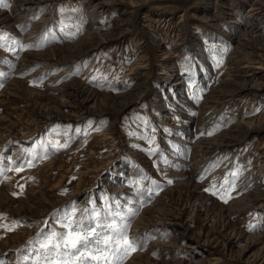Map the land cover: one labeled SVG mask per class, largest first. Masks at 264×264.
<instances>
[{
	"label": "rangeland",
	"instance_id": "obj_1",
	"mask_svg": "<svg viewBox=\"0 0 264 264\" xmlns=\"http://www.w3.org/2000/svg\"><path fill=\"white\" fill-rule=\"evenodd\" d=\"M23 1L0 6V264H45L41 242L66 231V214L93 209L137 242L113 264H243V244L211 256L202 238L264 237L250 197L264 195V133L248 130L264 119V96L213 103L243 81L233 69L257 72L259 52L243 45L263 43L250 33L264 24L257 0ZM103 34L112 41L77 62L33 63ZM220 135L240 142L212 150ZM179 207L184 229L157 225Z\"/></svg>",
	"mask_w": 264,
	"mask_h": 264
},
{
	"label": "bare ground",
	"instance_id": "obj_2",
	"mask_svg": "<svg viewBox=\"0 0 264 264\" xmlns=\"http://www.w3.org/2000/svg\"><path fill=\"white\" fill-rule=\"evenodd\" d=\"M46 0H24L23 2L25 4H32V5H36L39 4L41 2H45ZM19 5V4H18ZM254 6V5H253ZM256 8L258 7V9L260 10V13H262V11H264V0H257L255 3ZM254 9L255 11L258 9ZM257 12V11H256ZM259 12V11H258ZM255 13V12H254ZM252 15V14H251ZM256 16V15H255ZM1 17V16H0ZM261 18V17H260ZM264 16L262 17L263 20ZM251 19V18H250ZM4 20V19H3ZM252 21V20H251ZM255 21H258V19H256ZM85 25V24H84ZM252 30L250 31V33H253L254 36L251 35V37H254V40H261L263 43L262 44H258L255 47L250 46L247 38L249 35H245V37H242L243 41H246V43H244L243 45L245 47H249L250 49L254 50V51H258L259 53H256V57L259 59V64L258 67H254V70H257L256 73L250 74V75H245L242 74L243 71L245 72L247 66H243V68L241 69L242 72L240 73L239 71H236L235 69H233L232 72H234L233 74L236 77H239L240 79H242L243 81H241L238 84H232V82H228V85L235 86V88L233 87V90L231 91H227V92H222V91H217L214 92L215 95V100L213 101V103L219 104L221 100L225 99V98H234L237 95H239L240 93L243 92H248L250 91L251 93H253L255 95V93H257L256 97L260 99L261 96H264V36L262 35V33L264 32V24L260 25L259 27L256 26L254 28H251ZM195 34V33H194ZM196 35V34H195ZM92 39V40H91ZM98 39V40H97ZM112 36L109 35H102V38H100V36H96V37H91L89 38V42L84 43V42H80L81 44L77 45L76 47H74L73 50L68 51L67 55L64 56V52L62 53L61 56H56V55H50V56H38L35 57L33 60V63L35 61L39 62H43V61H48V64H50L51 66H57L58 63H66V64H70L73 62H77L80 59L84 58L90 51H92L94 48V44L96 43V41H100V43H106V42H110L112 41ZM240 40V39H239ZM241 41V40H240ZM250 41V40H249ZM243 43V42H242ZM253 43V42H251ZM243 49V48H242ZM243 51V50H242ZM53 52V51H52ZM240 53V52H239ZM237 58V57H236ZM31 60V58H30ZM27 60V61H30ZM233 60V59H232ZM26 61V60H25ZM24 61V62H25ZM26 61V62H27ZM233 61H237V60H233ZM32 62V61H31ZM237 63V62H236ZM240 64V63H239ZM24 65V64H23ZM29 64L27 63L26 66H28ZM242 65V64H241ZM51 66L48 65V67L50 68ZM24 67V66H22ZM242 67V66H241ZM229 68V67H228ZM231 68V66H230ZM229 68V69H230ZM238 68V67H237ZM236 68V69H237ZM21 69V68H20ZM248 69V68H247ZM251 69V68H249ZM23 70V69H22ZM231 70V69H230ZM239 70V69H238ZM21 72V71H20ZM63 72V71H62ZM230 73V71H229ZM257 76V79H259V83L257 84H248V81H251L252 79H254V77ZM55 77V76H54ZM229 80V79H228ZM247 80V81H246ZM226 81V80H225ZM175 84L174 87H176ZM187 85V84H186ZM13 86V85H12ZM77 87V86H76ZM50 88V87H49ZM176 91V90H175ZM171 92V93H175ZM224 91V90H223ZM170 92V91H169ZM219 93V94H218ZM213 95V94H212ZM210 97V96H209ZM254 97V96H253ZM56 98V97H55ZM212 98V97H211ZM87 99V98H86ZM138 99V98H137ZM108 101V100H107ZM207 101V100H206ZM82 103V102H81ZM84 103V102H83ZM66 105V104H65ZM82 105V104H81ZM63 106V105H61ZM75 108V106L73 107ZM264 108V106H263ZM163 109V108H161ZM167 109L162 110V112H167ZM169 112V111H168ZM75 113V112H74ZM51 119L54 117H50ZM49 118V119H50ZM67 118V117H66ZM250 126V124L248 125ZM248 130H250V133H257V134H261L264 133V119L262 121H260L258 124L256 125H252V127H249ZM232 132V131H231ZM235 132V131H234ZM242 132V131H240ZM236 133V132H235ZM239 133V132H238ZM248 134V133H247ZM219 137V136H218ZM220 142L221 144L218 145H214V143H212V145H214L211 149L212 150H218V149H229L232 146H234V144H236V142L239 141V138H235L233 135L226 137L225 135H220ZM240 142V141H239ZM264 143V142H263ZM211 144V143H210ZM207 145V144H206ZM264 145V144H263ZM211 146V145H210ZM200 147V146H199ZM209 147V146H208ZM210 149V150H211ZM209 153V152H208ZM251 168V167H250ZM260 174V173H259ZM177 177H182L183 174H174V176ZM173 176V175H172ZM105 180V179H104ZM242 190V189H241ZM91 191V190H90ZM76 195V194H75ZM241 197V196H240ZM252 201L257 202L258 204H261L262 208H264V195H261L260 193H255L253 195L250 196ZM162 198V197H161ZM70 198L68 197L67 200H69ZM164 199V198H162ZM167 199V198H166ZM169 200V199H168ZM171 200V199H170ZM195 201V200H194ZM198 201V200H196ZM156 202V201H155ZM166 202V201H165ZM171 202V201H170ZM158 203V202H156ZM161 203V202H160ZM194 204L197 202H193ZM169 204V203H168ZM202 204V203H201ZM199 207H197V209L200 210V208L203 209V205H201ZM204 204V203H203ZM172 205V204H171ZM170 207V206H169ZM158 208V207H157ZM171 208H173L171 206ZM168 209V208H167ZM185 209V208H184ZM182 207L178 208L177 210L175 209V212L173 211H164L161 210V213H159L161 216L160 221L157 223V225L159 226H163L166 228H175V229H184L185 226V221L182 219V213L184 210ZM160 210V209H159ZM154 212H157L156 210H151L150 212H147L148 216H152V214ZM264 217V216H263ZM158 219V218H157ZM148 221V220H147ZM261 221V220H260ZM219 222V221H218ZM264 224V218L261 221ZM216 223V222H215ZM213 225V224H212ZM141 226V227H140ZM139 227L141 229H150L152 228L151 223L148 221L147 223H142ZM154 227V226H153ZM216 228V227H214ZM218 230V229H217ZM220 230V229H219ZM224 230V229H223ZM215 232V231H214ZM231 232V231H230ZM217 233V235H212L211 237L205 236L204 238H202L204 240V245L206 246L207 249H210L212 253H209V255L213 256L214 253H216L217 251L221 252L222 254H230L233 251H235L238 247V245L243 244V246L237 250V255L235 256L239 261H241V263L243 264H264V237H259V236H251V237H243L241 234L235 233L234 231H232L230 234H224V233H220V232H215V234ZM137 234V233H136ZM207 235V234H206ZM210 235V234H209ZM182 236V235H181ZM264 236V235H263ZM197 238V237H196ZM195 238V240H197ZM179 240V239H178ZM197 242V241H196ZM159 243V242H158ZM157 243V244H158ZM192 247V246H191ZM257 247V249H255ZM171 248V246H170ZM174 248V247H173ZM165 251V250H164ZM208 251V250H207ZM216 251V252H215ZM206 252V251H205ZM218 252V253H219ZM254 252H256L254 254ZM165 253V252H164ZM167 254V253H166ZM165 254V255H166ZM164 255V254H163ZM231 255V254H230ZM135 257V256H134ZM213 258V257H212ZM234 258V257H233ZM133 260V259H131ZM216 260V259H214ZM152 264L146 260H142V259H138L136 262L134 261H130L129 264Z\"/></svg>",
	"mask_w": 264,
	"mask_h": 264
},
{
	"label": "snow or ice",
	"instance_id": "obj_3",
	"mask_svg": "<svg viewBox=\"0 0 264 264\" xmlns=\"http://www.w3.org/2000/svg\"><path fill=\"white\" fill-rule=\"evenodd\" d=\"M3 4L4 0H0V6ZM74 216V212L68 213L62 220L65 232H53L41 242L45 264H91L92 261L96 264H113L114 259L119 261L137 250V242L129 240L123 233L124 224H101L100 213L95 209L87 219L81 217L77 220ZM5 228L11 230L7 226ZM98 228L105 229L107 234L97 231ZM37 264H40L39 259Z\"/></svg>",
	"mask_w": 264,
	"mask_h": 264
}]
</instances>
